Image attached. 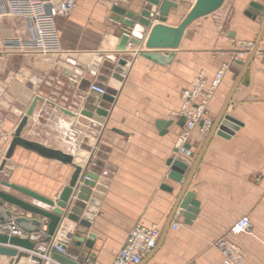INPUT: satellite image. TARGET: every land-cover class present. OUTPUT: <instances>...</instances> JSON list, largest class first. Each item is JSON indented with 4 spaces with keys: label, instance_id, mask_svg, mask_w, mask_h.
<instances>
[{
    "label": "crops",
    "instance_id": "1",
    "mask_svg": "<svg viewBox=\"0 0 264 264\" xmlns=\"http://www.w3.org/2000/svg\"><path fill=\"white\" fill-rule=\"evenodd\" d=\"M67 1L73 2L70 12L56 17V52L7 50L5 38L29 39L30 32L22 17L0 18V189L51 210L1 180L57 200L74 172L72 164L20 145L6 159L17 126L38 96L21 136L83 159V170L95 176L90 190L98 204L86 202L94 217L82 233L86 241L81 246H75L80 224L64 209L58 235L68 246V256H82L83 264H112L130 230L141 223L161 230L157 247L141 264H220L222 254L212 242L223 235L240 248L244 264H264V35L259 42L264 16L253 19L246 14L250 2L263 1L225 0L188 26L176 49L146 46L151 27L161 22L158 17L144 34L128 28L131 35L143 36L142 42H129L123 51L118 50L120 35L114 28L120 17L115 7L139 15L145 0H55ZM172 1L179 6L162 22L177 26L196 0H187L188 6L183 0ZM151 6L154 17L159 16V6ZM142 52L173 57L161 64ZM115 57L116 67L104 73V63ZM121 58L128 61L122 67L123 80L113 76ZM221 70L223 78L207 103L212 129L196 128L184 138L183 91L199 76L210 81ZM92 84L114 93L104 122L81 114ZM226 116L239 122L229 137L218 133ZM159 120L170 124L161 131ZM179 138L183 145L176 151ZM171 158L189 166L185 181L171 177ZM186 191L193 192L199 204L191 223L177 213ZM6 206L16 214L35 216ZM245 216L252 231L232 232ZM42 220L37 246L48 242L47 220ZM9 260L0 256V264ZM25 262L38 264L32 258L20 264Z\"/></svg>",
    "mask_w": 264,
    "mask_h": 264
},
{
    "label": "water",
    "instance_id": "2",
    "mask_svg": "<svg viewBox=\"0 0 264 264\" xmlns=\"http://www.w3.org/2000/svg\"><path fill=\"white\" fill-rule=\"evenodd\" d=\"M145 1L147 2V5L139 15L131 11H127L123 7H115V11H117L120 15V17L115 19L116 22L114 25L115 30L118 31L120 35V40L118 43L119 51L125 50L129 42L136 45H140L142 42L143 36L131 35V32L128 28L136 27L137 31L144 34L146 33L147 28L152 25L153 20L159 19L160 17H162L161 22L153 24L151 30L149 31L146 46L148 48L176 49L180 46L181 39L185 33V30L191 23L203 16L215 12L225 2V0H196L181 23L177 26H173L162 21H165V17L166 15H168L169 10L172 7L177 8L179 6L178 3L172 0ZM262 1L263 3H260L258 1L250 2L246 14L251 16L253 19H262L264 16V0ZM151 5L159 6V16L157 15L154 17V12H152ZM122 16H125L126 18L122 19ZM137 23L142 27L137 26ZM263 35L264 25L261 31L259 42L262 40ZM142 55L161 64L169 62L173 57V53L162 54L142 52ZM116 60V57L113 58V60H107L104 63L103 72L106 74H111L112 69L116 67L114 64V61ZM118 64L119 68H117V70L113 72V76L119 80H123L122 67L127 66L128 61L121 58L118 59ZM95 86L104 87L101 84H95ZM91 91L92 93L87 98L81 114L93 118L99 122H104L105 117L108 115L107 111L110 107V103L114 100V93L112 91H108L106 88L105 93L103 94L96 89H91ZM39 99L40 97L37 96L33 100L32 104L17 126L6 153V159L10 158L13 155L16 147L20 145L27 149L37 151L43 156L56 158L64 163L72 164L74 166V172L71 176L69 184L63 189L57 200L35 192L25 186H21L7 180H1V184L3 186H7L24 195L30 196L40 202H43L52 207V209L48 210L42 208L38 205L28 202L27 200L19 196L0 189V223L14 221L29 232H39L43 229L42 219H46V231L48 234V240L46 241H51L52 237H54L58 233L63 217L67 213L64 209H67L69 210L68 218L75 222H79L80 224L78 234H76L75 236V246H81V244L86 241V238L82 236V233H85L91 227V220L94 217L93 212L88 208L86 202H89L90 204H98V202L91 197L90 190V187L95 186V176L91 170H88L87 172L86 170H83L82 165L85 164L83 159L75 157L70 153L47 147L41 143L25 139L21 136L23 128L27 125L29 116L34 113L35 106ZM65 111L67 113L75 115L73 112L67 110ZM157 123L161 131H163L164 126L170 124L165 120H159ZM238 124L239 122L237 120L230 116H226L222 120V124L219 127L218 133L225 137H229L231 134H233L234 129H238ZM182 145L183 143L180 140H177L176 151H178L182 147ZM184 147L190 148V144L185 143ZM168 163L171 165V177H174L179 181H185L183 179V176L189 170V166L187 165V163L180 159L174 158H171ZM4 164L5 162H3V165ZM76 189L78 191L76 194V199L71 205L69 204V201L72 195H75ZM5 203L16 206L24 212H30L35 216L27 217L24 214H16L10 208L6 207ZM198 206L199 204L195 200V194L191 191H186L178 203L177 213L185 217L186 223H191V221L195 218V215L198 213ZM88 236L91 238H95V234L92 232H89ZM14 246L20 247L23 250H19ZM62 246L67 247L65 244H62ZM36 249L37 242L31 240L30 238H21L0 233V256L10 257L8 264H20L24 259L28 258H32L33 260L41 263V258L32 254V251H35ZM71 252H73L77 256L79 255V252L77 250H72ZM53 257L62 264H83L82 256H78V258L75 259L71 256L56 252L53 254ZM24 264L27 263L25 262Z\"/></svg>",
    "mask_w": 264,
    "mask_h": 264
},
{
    "label": "built area",
    "instance_id": "3",
    "mask_svg": "<svg viewBox=\"0 0 264 264\" xmlns=\"http://www.w3.org/2000/svg\"><path fill=\"white\" fill-rule=\"evenodd\" d=\"M72 7L73 2L71 1L57 3L55 0H0V18L22 17L30 32L29 39L23 37L5 38L4 43L7 50L24 53L56 52L59 50L56 17L68 14ZM223 75L224 70H221L210 81L204 76H199L190 88L183 91L182 115L187 120L184 138L196 128L202 131L212 129L213 120L208 116L207 103L218 88ZM91 89H96L102 94L105 93L104 87H97L95 84L91 85ZM179 140L182 142L181 138ZM173 227L177 229L179 225L175 223ZM231 231L234 233L251 232V221L245 216L231 228ZM41 232L42 230L29 232L14 221L0 223L1 234L30 238L36 242L41 237ZM58 234L59 231L47 244L37 246V249L32 251V254L41 258V263L37 262L38 264H62L53 257V254L56 252L64 255L69 254L68 248L62 246V244L67 246L66 242ZM46 237H48L47 231ZM160 237L161 230L158 226L135 224L112 264H141L144 257L157 247ZM212 245L222 254L220 264H244L240 248L232 243L227 236L219 237L212 242Z\"/></svg>",
    "mask_w": 264,
    "mask_h": 264
},
{
    "label": "bare ground",
    "instance_id": "4",
    "mask_svg": "<svg viewBox=\"0 0 264 264\" xmlns=\"http://www.w3.org/2000/svg\"><path fill=\"white\" fill-rule=\"evenodd\" d=\"M182 2H185V4H186V5H187V3H188V1H187V0H185V1L183 0ZM187 6H188V5H187ZM192 6H193V4H192L191 6L189 5L188 7H190V8H191ZM67 247H68V246H67Z\"/></svg>",
    "mask_w": 264,
    "mask_h": 264
}]
</instances>
